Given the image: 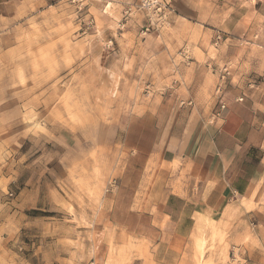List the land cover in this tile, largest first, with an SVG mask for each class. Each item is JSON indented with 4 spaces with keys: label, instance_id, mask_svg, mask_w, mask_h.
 Wrapping results in <instances>:
<instances>
[{
    "label": "rangeland",
    "instance_id": "374dc122",
    "mask_svg": "<svg viewBox=\"0 0 264 264\" xmlns=\"http://www.w3.org/2000/svg\"><path fill=\"white\" fill-rule=\"evenodd\" d=\"M58 1L0 24V112L12 125L11 142L0 132V188L11 200L33 190L16 200L29 210H0V264H264V172L241 201L252 210L239 224L244 236L217 214L200 215L184 244L134 234L125 226L146 219L132 223L123 212L130 198L112 189L131 156L127 121L163 97L185 107L179 94L190 88L197 110L214 113L227 62L236 80L239 68L252 77L264 54V1L165 0L175 11L149 31L139 0H108L107 9L104 0ZM160 167L152 164L154 176Z\"/></svg>",
    "mask_w": 264,
    "mask_h": 264
},
{
    "label": "crops",
    "instance_id": "0c3cea01",
    "mask_svg": "<svg viewBox=\"0 0 264 264\" xmlns=\"http://www.w3.org/2000/svg\"><path fill=\"white\" fill-rule=\"evenodd\" d=\"M55 2L59 1L0 0V24L17 20L20 14L31 11L33 5L41 9ZM227 7L235 10L230 4ZM232 10L228 16L234 13ZM261 15L264 16L262 12ZM236 52L235 47L229 50V53ZM259 57L249 68L252 77L241 73L240 68L237 80L231 77L225 106L213 95V107L217 104L214 113L197 110L195 102L201 96L190 88L185 94H179L178 101L181 105L186 103L185 107L174 103L170 96L163 97L153 109L148 107L136 120L127 121L124 142L131 156L112 189L116 199L130 198L123 212L130 214L132 223L146 219V226L139 223L125 226L132 228L134 234L160 245L174 240L184 244L198 228L200 215L211 218L217 214L224 221H230L234 237L238 233L244 236L239 224L242 221L245 225V221L250 220L252 210H246L241 201L250 198L264 172V88L255 89V84L250 83H261L264 54ZM197 83V79L185 82L187 86ZM241 96L242 101L238 100ZM11 131L10 114L0 112V132L9 142ZM156 161L161 167L155 170L154 176L151 168ZM28 192L33 190L26 187L11 200L5 196L3 187L0 188V210L10 216L13 205L29 210L32 206H25L27 199L21 203L24 206L16 204V200L21 201ZM34 195L40 197L41 193L36 191ZM238 203L241 206L235 210ZM234 210L235 216L232 215ZM254 212L260 214L259 210ZM140 228L148 231H140Z\"/></svg>",
    "mask_w": 264,
    "mask_h": 264
},
{
    "label": "built area",
    "instance_id": "2783aa9c",
    "mask_svg": "<svg viewBox=\"0 0 264 264\" xmlns=\"http://www.w3.org/2000/svg\"><path fill=\"white\" fill-rule=\"evenodd\" d=\"M71 1L75 2L79 0ZM104 1L106 2L105 9H107L109 7V2H107L108 0ZM139 7L141 9L146 10L148 14H150L151 22L149 25L146 26V31H149L151 27H153L155 21L161 20V23L168 22L169 15L175 11L174 8H172L165 2V0H139ZM130 10L131 8L127 9L126 13H129ZM91 22H93V20H91ZM221 39V34H218L216 36V42L218 43ZM219 72L220 75L218 78V83L216 85V93L218 95L221 105L225 106L227 104L228 79L233 75V66L230 62H227L219 68ZM242 100L243 98H240V101ZM233 254L235 255V248L233 249Z\"/></svg>",
    "mask_w": 264,
    "mask_h": 264
},
{
    "label": "bare ground",
    "instance_id": "6f19581e",
    "mask_svg": "<svg viewBox=\"0 0 264 264\" xmlns=\"http://www.w3.org/2000/svg\"><path fill=\"white\" fill-rule=\"evenodd\" d=\"M233 72H234V69H233ZM219 75H220V72H219V69H218V76H219ZM218 78H219V77H218ZM230 78H231V77H230ZM240 98H243V96L239 97L238 100H240ZM219 104H221V103H220V100H219Z\"/></svg>",
    "mask_w": 264,
    "mask_h": 264
}]
</instances>
